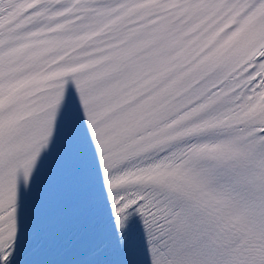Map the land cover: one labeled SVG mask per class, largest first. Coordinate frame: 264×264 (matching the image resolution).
<instances>
[{
	"label": "snow or ice",
	"instance_id": "6c2138e0",
	"mask_svg": "<svg viewBox=\"0 0 264 264\" xmlns=\"http://www.w3.org/2000/svg\"><path fill=\"white\" fill-rule=\"evenodd\" d=\"M74 183L73 264H264V0H0V264Z\"/></svg>",
	"mask_w": 264,
	"mask_h": 264
}]
</instances>
